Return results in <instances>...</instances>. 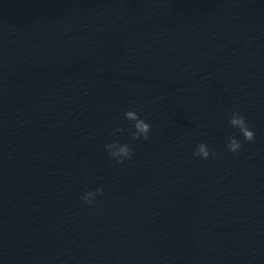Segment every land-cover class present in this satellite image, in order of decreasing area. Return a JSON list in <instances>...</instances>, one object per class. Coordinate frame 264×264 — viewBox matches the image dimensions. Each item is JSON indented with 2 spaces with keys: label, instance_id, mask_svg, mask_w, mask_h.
I'll return each instance as SVG.
<instances>
[{
  "label": "water",
  "instance_id": "1",
  "mask_svg": "<svg viewBox=\"0 0 264 264\" xmlns=\"http://www.w3.org/2000/svg\"><path fill=\"white\" fill-rule=\"evenodd\" d=\"M0 264H264V0H0Z\"/></svg>",
  "mask_w": 264,
  "mask_h": 264
},
{
  "label": "clouds",
  "instance_id": "2",
  "mask_svg": "<svg viewBox=\"0 0 264 264\" xmlns=\"http://www.w3.org/2000/svg\"><path fill=\"white\" fill-rule=\"evenodd\" d=\"M124 117L132 123L134 131H131V136L133 139H148L151 125L142 119L136 110L125 111ZM229 123L233 128L239 129L244 140L250 143L255 141V133L250 130V126L246 119L239 112L232 113ZM124 131L125 129L122 126H118L114 129L112 135L123 133ZM241 147L242 143L240 140L235 138V136L229 137V142L227 144L228 151L238 153ZM104 148L108 156L118 164L123 163L124 159H131L133 153V149L128 143H121L119 140H113L111 143L105 144ZM193 155L203 160H208L210 156L212 158L216 156L214 152L210 153L208 145L203 142L196 146ZM103 191V187H99L95 189V191H87L81 196V199L84 200L85 203L91 204L97 195L103 194Z\"/></svg>",
  "mask_w": 264,
  "mask_h": 264
}]
</instances>
